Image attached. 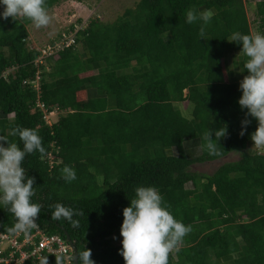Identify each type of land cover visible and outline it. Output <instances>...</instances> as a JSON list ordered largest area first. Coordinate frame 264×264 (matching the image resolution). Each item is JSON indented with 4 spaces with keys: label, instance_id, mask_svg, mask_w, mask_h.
I'll return each instance as SVG.
<instances>
[{
    "label": "trees",
    "instance_id": "16d2710c",
    "mask_svg": "<svg viewBox=\"0 0 264 264\" xmlns=\"http://www.w3.org/2000/svg\"><path fill=\"white\" fill-rule=\"evenodd\" d=\"M66 1L0 0V231L66 232L79 264H264V75L247 14L264 41V0H139L37 63L28 26Z\"/></svg>",
    "mask_w": 264,
    "mask_h": 264
},
{
    "label": "rangeland",
    "instance_id": "374dc122",
    "mask_svg": "<svg viewBox=\"0 0 264 264\" xmlns=\"http://www.w3.org/2000/svg\"><path fill=\"white\" fill-rule=\"evenodd\" d=\"M139 0H69L54 6L49 11L40 15L32 24L28 26L29 38L28 45L35 49H42L44 46L58 39L71 26L88 24L92 18H100L104 22H113L121 16L127 8H132ZM247 14L252 24L254 41L260 61L262 73L264 75V41L261 40L259 33L256 31L257 22L255 18L254 4L247 5ZM92 93V91H90ZM187 93V91L185 92ZM183 113L190 111L188 103L178 104ZM58 114L47 116L50 123L58 120ZM196 143L186 145L191 156H197L201 150ZM252 148L264 154V144L255 145ZM8 155L7 165L12 167L16 163V151ZM240 158V154L233 153L228 157L203 164L192 166V171L212 175L224 163L235 161ZM12 169V168H11Z\"/></svg>",
    "mask_w": 264,
    "mask_h": 264
},
{
    "label": "built area",
    "instance_id": "2783aa9c",
    "mask_svg": "<svg viewBox=\"0 0 264 264\" xmlns=\"http://www.w3.org/2000/svg\"><path fill=\"white\" fill-rule=\"evenodd\" d=\"M86 26V24L71 26L73 28L70 27L66 32H63L57 40L40 49L37 63L42 64L47 58H53L59 52L77 45L78 33ZM38 84L39 77L34 82L36 88H38ZM40 107L45 110L44 105L41 104ZM51 114L55 113H46L45 115V119L49 123L47 116ZM155 247L157 246L155 245ZM162 248V245L158 247V249ZM44 254L62 257L61 264H70L73 260V249L70 243L60 236H48L39 229L30 233L26 232V228H22L14 235L0 231V264H27L29 262L31 264H51L45 260Z\"/></svg>",
    "mask_w": 264,
    "mask_h": 264
},
{
    "label": "water",
    "instance_id": "95a60500",
    "mask_svg": "<svg viewBox=\"0 0 264 264\" xmlns=\"http://www.w3.org/2000/svg\"><path fill=\"white\" fill-rule=\"evenodd\" d=\"M67 241L70 243L72 249H73V262L74 264H79V254H78V249L75 245V243L71 240L69 235L65 232Z\"/></svg>",
    "mask_w": 264,
    "mask_h": 264
},
{
    "label": "crops",
    "instance_id": "0c3cea01",
    "mask_svg": "<svg viewBox=\"0 0 264 264\" xmlns=\"http://www.w3.org/2000/svg\"><path fill=\"white\" fill-rule=\"evenodd\" d=\"M261 40H262V39H261ZM91 96H92V97H95V96H96V94H95V93H93V94H91ZM7 157H8V156H7Z\"/></svg>",
    "mask_w": 264,
    "mask_h": 264
}]
</instances>
